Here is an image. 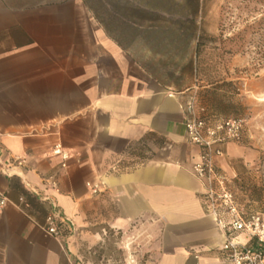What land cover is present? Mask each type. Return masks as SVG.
<instances>
[{"label":"crops","instance_id":"0c3cea01","mask_svg":"<svg viewBox=\"0 0 264 264\" xmlns=\"http://www.w3.org/2000/svg\"><path fill=\"white\" fill-rule=\"evenodd\" d=\"M149 50L118 39L84 0H0V264H89L81 246L102 223L136 228L153 264H231L191 172L201 149L184 106L196 74ZM239 141L219 145L226 177ZM51 202L73 223L59 237L43 229Z\"/></svg>","mask_w":264,"mask_h":264},{"label":"rangeland","instance_id":"374dc122","mask_svg":"<svg viewBox=\"0 0 264 264\" xmlns=\"http://www.w3.org/2000/svg\"><path fill=\"white\" fill-rule=\"evenodd\" d=\"M84 1L118 39L147 43L166 68L196 74L189 95L198 116L244 120L246 145L230 159L228 186L245 216L264 217V0ZM101 225L99 241L81 246L85 262L153 264L152 243L136 228Z\"/></svg>","mask_w":264,"mask_h":264},{"label":"built area","instance_id":"2783aa9c","mask_svg":"<svg viewBox=\"0 0 264 264\" xmlns=\"http://www.w3.org/2000/svg\"><path fill=\"white\" fill-rule=\"evenodd\" d=\"M184 109L187 140L201 149L191 172L202 184L201 201L206 214L224 235L221 251L231 264H264V217L260 213L244 215L229 189L226 175L217 170L214 162L216 157L222 155L219 145L240 140L244 120L228 117L209 123L196 114L192 97L187 100ZM52 154L60 155L64 161L68 158L60 144L54 145ZM49 185L58 189L55 180L49 181ZM88 187L92 193H98L102 183H88ZM33 193L38 194L35 190ZM8 202V197L0 191V212ZM50 205L51 211L45 218L43 229L49 235L59 237L64 231L71 230L73 223L69 218H58L55 203L51 202ZM241 235L249 240L242 242L239 239Z\"/></svg>","mask_w":264,"mask_h":264},{"label":"trees","instance_id":"16d2710c","mask_svg":"<svg viewBox=\"0 0 264 264\" xmlns=\"http://www.w3.org/2000/svg\"><path fill=\"white\" fill-rule=\"evenodd\" d=\"M225 118H228V117H225ZM220 119H222V118H220Z\"/></svg>","mask_w":264,"mask_h":264}]
</instances>
